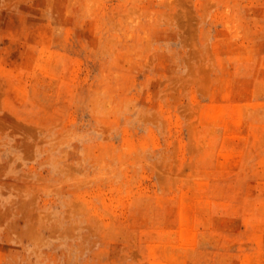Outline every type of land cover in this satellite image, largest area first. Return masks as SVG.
Wrapping results in <instances>:
<instances>
[{"label": "rangeland", "instance_id": "obj_1", "mask_svg": "<svg viewBox=\"0 0 264 264\" xmlns=\"http://www.w3.org/2000/svg\"><path fill=\"white\" fill-rule=\"evenodd\" d=\"M0 264H264V0H0Z\"/></svg>", "mask_w": 264, "mask_h": 264}]
</instances>
